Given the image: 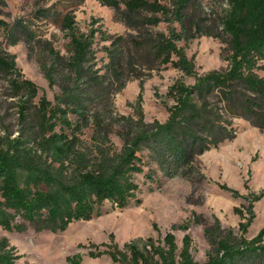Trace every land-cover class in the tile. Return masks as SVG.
I'll return each mask as SVG.
<instances>
[{"label": "trees", "instance_id": "trees-1", "mask_svg": "<svg viewBox=\"0 0 264 264\" xmlns=\"http://www.w3.org/2000/svg\"><path fill=\"white\" fill-rule=\"evenodd\" d=\"M133 33L112 35L100 25L81 30L71 11L40 8L35 16H53L68 38L62 53L43 38L26 17L0 18L8 44L24 41L39 49V65L49 87L58 92L50 100L39 86L24 77L15 56L0 43V74L16 99L21 128L16 137H0V228L24 231H63L70 223L89 220L108 201L119 208L140 202L138 174L154 181L156 172L181 176L193 183L205 175L197 156L236 136L233 119L243 118L264 130V0H227L220 12H207L202 0H99ZM122 4L124 5L122 7ZM7 7L0 0V10ZM97 20H95L96 22ZM166 22V31L150 32V25ZM202 35L226 43L228 66L198 74L186 45ZM184 41V45L178 43ZM99 42H104L99 48ZM108 42V43H106ZM105 52L98 65L97 52ZM170 65L194 82L176 79L168 88L172 99L164 122L145 119L142 89L120 113L113 94L144 70ZM113 136L118 137L117 143ZM150 163L145 171L147 161ZM153 165V166H152ZM234 196L240 193L220 185ZM264 192L250 194L246 213L235 207L238 230L223 227L219 218L205 223L194 213L210 248L199 262L191 253V237L178 249L168 230L162 240L152 236L119 245L92 243V257L108 255L119 264H264V226L246 236L253 217V202ZM189 223L173 224L186 230ZM104 246V248H101ZM20 254L0 232V264H15ZM68 264H82L79 253L67 255Z\"/></svg>", "mask_w": 264, "mask_h": 264}, {"label": "rangeland", "instance_id": "rangeland-1", "mask_svg": "<svg viewBox=\"0 0 264 264\" xmlns=\"http://www.w3.org/2000/svg\"><path fill=\"white\" fill-rule=\"evenodd\" d=\"M6 1L7 7L0 10V18L7 21L19 17L31 19L37 33L43 38L51 39L53 45L62 53H67L68 38L53 20V16L48 20L36 17L38 9L51 8L52 11L57 9L62 13L71 11L78 27L83 31H87L92 25H100L112 35L134 32L115 15L112 7L99 0ZM202 3L207 12H220L227 6V0H202ZM149 29L150 32L166 31L167 24L162 21L156 26L150 25ZM0 43L14 54L16 66L24 77L39 86L35 101L43 93L53 100L58 88L49 87L41 71L39 49H29L24 41L8 44L2 31ZM103 43L99 42L97 47ZM178 44L184 45V41ZM185 51L188 57L193 58L198 74L210 70H224L228 66L226 43L214 36L202 35L193 39L186 45ZM97 59L98 65H101L102 60L106 59L105 52L99 50ZM259 74L264 76V70H260ZM176 79L187 84L194 82L193 76H187L170 65L144 70L140 78L131 77L124 88L113 94L114 105L120 113H131L129 102L135 99L141 86L145 119L164 122L168 117L167 108L173 102L167 96V90ZM17 111L16 99L10 96L8 81L0 74V137L18 136L21 119ZM233 125L236 128L233 139L197 156L196 164L205 175L201 182L193 183L181 176L167 177L159 171L156 172L154 181L146 180L143 174H138L136 180L139 182L140 192L137 196L140 202L132 200L127 206L119 208L106 201L99 213L94 214L91 219L72 222L63 231H36L31 226L21 232L0 228L1 234L9 239L20 254L15 264H68L66 256L76 253L81 255L82 264H119L106 254L92 257L89 254V250L95 249L92 243L109 242L113 238L122 245L131 239L148 236L160 241L168 230L174 233L178 249L182 246L184 234L188 233L194 259L205 261L210 245L204 234V225L195 222L194 213L199 214L201 221L205 223L212 222L216 216L223 227H232L237 231L240 216L234 211L235 207L246 213L249 204L247 197L264 192V130L238 117L233 119ZM113 139L120 142L116 136ZM149 166L147 161L145 171ZM221 184L236 189L240 195L234 196L223 189ZM253 211L254 217L246 232L248 238L253 237L264 226V194L253 202ZM186 222L189 223L186 230L172 229L173 224Z\"/></svg>", "mask_w": 264, "mask_h": 264}]
</instances>
